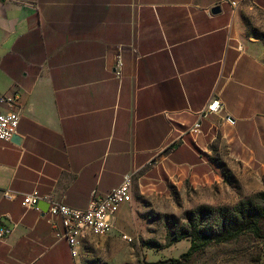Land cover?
Here are the masks:
<instances>
[{"label":"crops","instance_id":"obj_1","mask_svg":"<svg viewBox=\"0 0 264 264\" xmlns=\"http://www.w3.org/2000/svg\"><path fill=\"white\" fill-rule=\"evenodd\" d=\"M12 92L20 142L0 141V224L14 229L0 264H80L93 239L73 256L21 195L84 209L130 175L113 229L155 169L191 206L264 187V0H0V96ZM214 99L219 114L189 132Z\"/></svg>","mask_w":264,"mask_h":264},{"label":"rangeland","instance_id":"obj_2","mask_svg":"<svg viewBox=\"0 0 264 264\" xmlns=\"http://www.w3.org/2000/svg\"><path fill=\"white\" fill-rule=\"evenodd\" d=\"M156 170L146 173L140 182L141 187H138L135 180L129 205L132 218L115 223L107 236L93 238L87 243L79 255L80 264H170V260H179L190 246L189 238L170 243L178 229L187 223L186 214L199 206L225 207L206 204L191 206L194 202L187 200L189 190L185 191L183 187L184 190L180 192L172 183H159ZM259 192H264V187ZM215 195L212 193L210 198ZM228 198V193L221 194V199L227 201ZM259 227L258 237L245 234L226 243L198 242L200 249L188 261L181 263L264 264V220L260 221ZM123 234L128 235L132 241L128 243L123 240ZM111 239L117 243L114 249L93 244Z\"/></svg>","mask_w":264,"mask_h":264},{"label":"built area","instance_id":"obj_3","mask_svg":"<svg viewBox=\"0 0 264 264\" xmlns=\"http://www.w3.org/2000/svg\"><path fill=\"white\" fill-rule=\"evenodd\" d=\"M231 5L234 6L235 3L232 2ZM0 107L3 108V112L0 113V141L10 143L19 124V111L22 108L20 95L17 92L1 95ZM221 109L222 105L219 100L214 99L205 107L189 132L198 134L201 128V120L207 116L219 114ZM131 184V176L125 175L120 186L110 192L101 195L93 191L91 199L84 209L73 208L48 197H40L36 192L21 195L22 206L47 216L53 228L54 237L57 240L67 242L71 254L75 256L88 239L102 238L110 232L112 219L119 206L130 200ZM17 195L10 190H6L2 194L3 198L8 201L14 200ZM39 202L47 204L45 213L39 209ZM13 229L14 226L7 227L0 224V240L10 236ZM122 239L128 243L132 241L130 237L124 234Z\"/></svg>","mask_w":264,"mask_h":264},{"label":"trees","instance_id":"obj_4","mask_svg":"<svg viewBox=\"0 0 264 264\" xmlns=\"http://www.w3.org/2000/svg\"><path fill=\"white\" fill-rule=\"evenodd\" d=\"M186 216L187 223L178 229L170 243L189 238L190 246L179 260H170V264L188 261L190 256L200 249L197 243L201 241L220 244L245 234L258 237L259 223L264 220V192L243 198L234 206L216 208L199 206Z\"/></svg>","mask_w":264,"mask_h":264},{"label":"water","instance_id":"obj_5","mask_svg":"<svg viewBox=\"0 0 264 264\" xmlns=\"http://www.w3.org/2000/svg\"><path fill=\"white\" fill-rule=\"evenodd\" d=\"M211 13L212 14H218L219 13V9L218 8H214V9H212L211 10ZM11 142L12 143H15V144H18L19 142H20V139L18 138V136H16V135H14L13 137H12V139H11ZM38 207H39V209L43 212V213H45L46 211H47V204L46 203H44V202H39L38 203Z\"/></svg>","mask_w":264,"mask_h":264}]
</instances>
